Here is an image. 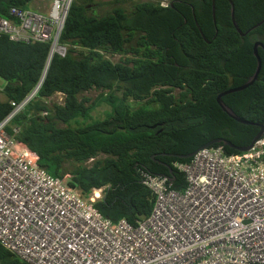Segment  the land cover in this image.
I'll list each match as a JSON object with an SVG mask.
<instances>
[{"label": "trees", "instance_id": "1", "mask_svg": "<svg viewBox=\"0 0 264 264\" xmlns=\"http://www.w3.org/2000/svg\"><path fill=\"white\" fill-rule=\"evenodd\" d=\"M166 1L167 6H161ZM146 0L130 11L102 16L87 12L93 0H73L59 39L65 57L54 55L35 96L10 121L8 134L32 162L88 199L102 189L92 208L112 222L135 224L151 213L153 196L140 171L167 176L183 190L175 162L214 139L249 146L264 127V51L261 69L248 88L228 94L254 74L253 45H264V0ZM33 0H0V16L30 8ZM49 44L12 42L0 36V123L39 85ZM119 56L118 62L111 57ZM99 92L92 100L86 96ZM58 94L61 102L53 101ZM102 103L110 110L93 117ZM154 127V128H152ZM18 129L13 134L12 129ZM226 154L240 152L223 145ZM0 264H27L0 244Z\"/></svg>", "mask_w": 264, "mask_h": 264}, {"label": "built area", "instance_id": "2", "mask_svg": "<svg viewBox=\"0 0 264 264\" xmlns=\"http://www.w3.org/2000/svg\"><path fill=\"white\" fill-rule=\"evenodd\" d=\"M72 2L33 0L30 8L13 7L9 18L0 16V36L49 44L47 67L54 55L67 54L59 39ZM36 88L20 103L12 102L13 110L0 123L5 249L27 264H264V135L247 152L208 147L188 162H175L184 175L183 190L173 189L167 176L141 170L154 200L151 213L134 225L112 222L91 206L102 189L84 199L65 179L34 164L8 134L6 127Z\"/></svg>", "mask_w": 264, "mask_h": 264}, {"label": "water", "instance_id": "3", "mask_svg": "<svg viewBox=\"0 0 264 264\" xmlns=\"http://www.w3.org/2000/svg\"><path fill=\"white\" fill-rule=\"evenodd\" d=\"M229 3H230V10H231V21H232V24L233 26L235 27L236 31L239 33V35L241 36H244L245 34L241 32V30L238 28L236 22H235V18H234V4L231 0H227ZM212 11H213V17H214V11H215V0H212ZM264 23V19H262V21H260L257 25H255L254 27H252L251 29H249L247 32L251 31V30H254L255 28H257L258 26H260L261 24ZM262 49L264 51V45L260 42V41H257L254 43L253 45V55L254 57L257 59V67H256V70L254 72V74L246 81V83H244L243 85L239 86V87H236V88H232V89H229L227 91H224L222 93H220L219 95H217L216 97V102L217 104L219 105V107L222 109V111L224 113H226L231 119L235 120L236 122L240 123V124H244V125H253V123H249L247 121H244L242 120L241 118H239L237 115H235L233 113V111L223 102L222 98L228 94H231V93H235V92H240L248 87H250L256 80H257V77L259 75V72H260V69H261V60L258 56V49ZM47 68L48 66L46 67L45 71H44V74L42 76V79L39 83V85L37 86L36 89L39 88V86L41 85V82L42 80L44 79V76L46 74V71H47ZM154 128V127H152ZM264 135V127H260V130L259 132L257 133V135L254 137L252 143L247 146V147H235L233 146L230 142L224 140V139H214L208 143H206L205 145H203L200 149H198L197 151L191 153V154H187V155H176L178 158H182V159H190L192 158L199 150H202L204 148H208V147H211L212 145L214 144H218V143H222L223 145L225 146H228L238 152H247L252 146L253 144L259 140L262 136Z\"/></svg>", "mask_w": 264, "mask_h": 264}, {"label": "rangeland", "instance_id": "4", "mask_svg": "<svg viewBox=\"0 0 264 264\" xmlns=\"http://www.w3.org/2000/svg\"><path fill=\"white\" fill-rule=\"evenodd\" d=\"M146 0H93L91 6L88 10V14L92 16H102L112 11L114 8H123L125 11H130L133 9V6L139 2H143ZM113 62H118L120 60L119 56L111 57ZM0 86H2V82L0 81ZM90 97L92 100H95L99 92H90L85 94ZM62 96H56L53 98V101L61 102ZM0 100H4V96L0 94ZM110 110V107L106 103H102L97 109L93 112V117L96 119H103L105 113ZM92 195V194H91Z\"/></svg>", "mask_w": 264, "mask_h": 264}]
</instances>
